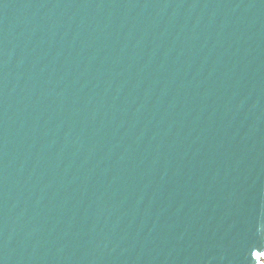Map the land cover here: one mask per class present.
Instances as JSON below:
<instances>
[{
    "label": "water",
    "instance_id": "obj_1",
    "mask_svg": "<svg viewBox=\"0 0 264 264\" xmlns=\"http://www.w3.org/2000/svg\"><path fill=\"white\" fill-rule=\"evenodd\" d=\"M0 264H264V0H0Z\"/></svg>",
    "mask_w": 264,
    "mask_h": 264
}]
</instances>
